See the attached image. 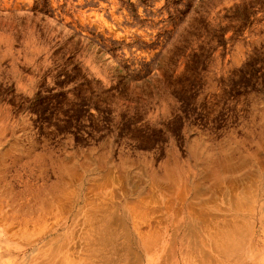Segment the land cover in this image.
I'll list each match as a JSON object with an SVG mask.
<instances>
[{
	"label": "rangeland",
	"instance_id": "obj_1",
	"mask_svg": "<svg viewBox=\"0 0 264 264\" xmlns=\"http://www.w3.org/2000/svg\"><path fill=\"white\" fill-rule=\"evenodd\" d=\"M263 194L264 0H0V264H114L120 213L187 209L264 264Z\"/></svg>",
	"mask_w": 264,
	"mask_h": 264
},
{
	"label": "bare ground",
	"instance_id": "obj_2",
	"mask_svg": "<svg viewBox=\"0 0 264 264\" xmlns=\"http://www.w3.org/2000/svg\"><path fill=\"white\" fill-rule=\"evenodd\" d=\"M204 189H205V187L201 189L202 191H200V193H202L204 191ZM200 193H197V194L200 195ZM196 195H195V197H196ZM198 197H197V199L200 198V197L199 198ZM200 200H202V199H200ZM230 201H231V199H230ZM261 207H264V206L262 205ZM203 210H205V209H203ZM183 212L184 213L181 214L180 219L168 218V220H167L168 223L166 224L165 229L163 231L164 236H163L162 240L160 238L159 242H153L151 240L150 241L141 240L140 238H137V239H135V242H132V238H131L133 236L132 231L127 226L125 227L124 215L122 213H120L119 217H118V223H119V225L123 226V228L125 230L124 233H125V236L127 238L126 240H128L129 243H128L127 247L125 248V251L121 254L119 252L122 251L123 249L120 247V243L118 242L119 241L118 238L113 235V237L110 240V244L112 247L110 249V251L112 252L111 256L109 257L110 262L115 264L118 262V259L120 258L122 260H124V259H128L129 261L131 260V262H134L133 264H170V263H173V264H194L197 261H201L202 264H224L225 263L224 260L227 261L228 259H230L231 255L226 254L227 252L225 253L223 250L227 246H224L223 249L222 248L220 249L219 247H217L218 245H216L213 242V238L210 236H206V234L203 232L201 227H199L198 224L200 222H198V220L196 221L192 217V215H190L189 209L183 210ZM201 213H203L202 215L206 216V217H208L210 215L209 212L201 211ZM61 226H62V229L66 228L65 231L67 232L69 227H70V224H68L67 221H64V222H62ZM71 229H69V230H71ZM254 232H257V231H254ZM244 233H246V231ZM121 235H123V234H121ZM167 235L169 236L168 247L165 248V251L160 253V252H158V249L160 248V245L162 246V244L166 241L165 238L167 237ZM229 235L232 236V234H229ZM51 239L52 240L47 242L45 245L46 251L49 249H54V250L56 249L57 250L56 252L59 253L60 250H63L64 251L63 256L69 257L70 251L75 248L74 238H72L70 236H69V239L68 240L66 239L67 241L65 240L64 243H62V240H60V239H63V234H60V236H59V234L57 236H55L54 239L58 240L57 243H55V244L52 243V241L54 240L53 237ZM239 239H241V238L239 237ZM242 240L243 239H241L238 244L235 243L234 253H236L235 256L239 257V258H241L239 253L241 252V248L243 247V241ZM71 243H73V244H71ZM226 243L228 244V241H226ZM230 245L232 246V243ZM252 246H254L255 249H257V254H260L261 249L263 247V244H261V243L255 244L254 243V245H252ZM54 250H52V251H54ZM138 250H139V253H138ZM130 255L133 257H130ZM57 256H58V254L56 253L54 255V257L56 258ZM197 257H199V258H197ZM57 258L59 259V256ZM115 259H116V262H115ZM51 260H53V259H51ZM240 262H241V260H240Z\"/></svg>",
	"mask_w": 264,
	"mask_h": 264
}]
</instances>
